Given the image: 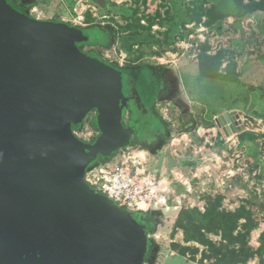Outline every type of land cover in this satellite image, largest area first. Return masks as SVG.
I'll use <instances>...</instances> for the list:
<instances>
[{
    "label": "rangeland",
    "instance_id": "obj_1",
    "mask_svg": "<svg viewBox=\"0 0 264 264\" xmlns=\"http://www.w3.org/2000/svg\"><path fill=\"white\" fill-rule=\"evenodd\" d=\"M5 1L33 20L88 32L89 43L77 44L78 50L122 74L118 80L129 106L121 125L132 145L111 154V162L98 155L91 166L112 164L125 154L142 160L161 182L165 206L137 213L146 237L142 264H197L172 250L183 240L175 221L183 209L203 214L208 199L217 196L226 210L246 206L253 213L258 226L249 245L259 247L264 232V0H233L247 9L240 17L217 16L213 8L219 0ZM131 94L152 121L154 113L164 125L132 121ZM96 117L93 110L71 127L84 145L97 139ZM247 264H264V259Z\"/></svg>",
    "mask_w": 264,
    "mask_h": 264
},
{
    "label": "water",
    "instance_id": "obj_2",
    "mask_svg": "<svg viewBox=\"0 0 264 264\" xmlns=\"http://www.w3.org/2000/svg\"><path fill=\"white\" fill-rule=\"evenodd\" d=\"M87 35L0 0V264H142L137 213L84 180L130 137L122 74L78 50ZM93 110L87 146L71 127Z\"/></svg>",
    "mask_w": 264,
    "mask_h": 264
},
{
    "label": "trees",
    "instance_id": "obj_3",
    "mask_svg": "<svg viewBox=\"0 0 264 264\" xmlns=\"http://www.w3.org/2000/svg\"><path fill=\"white\" fill-rule=\"evenodd\" d=\"M213 9L219 17H240L247 11L241 2L233 0H219ZM222 201V196L208 199L203 214L181 210L174 228L182 232L183 240L173 243L172 250L197 264H247L255 257L263 260L264 232L257 249L249 245V236L258 226L253 213L246 206L226 210Z\"/></svg>",
    "mask_w": 264,
    "mask_h": 264
},
{
    "label": "built area",
    "instance_id": "obj_4",
    "mask_svg": "<svg viewBox=\"0 0 264 264\" xmlns=\"http://www.w3.org/2000/svg\"><path fill=\"white\" fill-rule=\"evenodd\" d=\"M84 180L95 192L136 213L140 210L147 211L151 206L166 204L162 197L161 182L149 173L145 164L137 157L120 154L112 164L98 166L86 172Z\"/></svg>",
    "mask_w": 264,
    "mask_h": 264
},
{
    "label": "flooded vegetation",
    "instance_id": "obj_5",
    "mask_svg": "<svg viewBox=\"0 0 264 264\" xmlns=\"http://www.w3.org/2000/svg\"><path fill=\"white\" fill-rule=\"evenodd\" d=\"M9 1V0H8ZM19 12H21L20 9L16 8ZM81 45H84V44H81ZM122 71L124 72L125 70L122 69ZM128 75V74H127ZM166 76H168L166 74ZM129 82H131V78L129 79ZM131 87V85H130ZM131 100V106H133L134 109L131 110V118H132V121L134 120L135 123H139V124H144V126L148 125L149 123L150 124H156V126H159L160 124L164 125V123L158 118V116L156 114L153 113V115L155 116V118L157 119L156 121H159V124L156 122V121H152L153 119L151 118V116L149 115V113L147 112V110H144V106L142 105L141 101L139 100H135L134 97H133V94H131V97L129 98ZM128 99V100H129ZM133 103V104H132ZM127 106H129V104H127ZM161 129V128H160ZM162 131V130H161ZM154 134H157L158 132H160L159 129H154L153 130ZM97 135L99 136L100 135V131L99 133L97 132ZM98 136L96 138H98ZM159 136V135H158ZM157 136L154 135V140H156ZM160 140H162V138L160 137L159 138ZM143 141V140H142ZM158 142V141H157ZM142 143V142H141ZM141 143H138V144H141ZM156 143V142H154ZM130 145H132V140H130L127 145L124 147L125 148H129ZM124 149H122L120 152H122ZM99 158V157H98ZM101 158V156H100ZM139 214V212H138Z\"/></svg>",
    "mask_w": 264,
    "mask_h": 264
}]
</instances>
